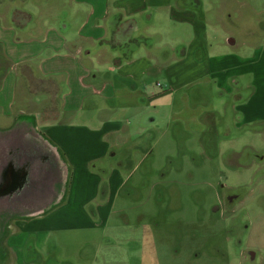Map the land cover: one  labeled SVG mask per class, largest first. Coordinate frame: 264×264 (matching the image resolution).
I'll list each match as a JSON object with an SVG mask.
<instances>
[{"label":"crops","instance_id":"1","mask_svg":"<svg viewBox=\"0 0 264 264\" xmlns=\"http://www.w3.org/2000/svg\"><path fill=\"white\" fill-rule=\"evenodd\" d=\"M61 4L40 8V22L30 30L41 31L38 44L29 38H0V114L13 116L0 123L5 247L14 219L19 231L37 236L35 244L72 222L89 234L84 244H93L115 194L135 167L123 170L131 153L124 144L147 134L154 138L153 129L162 122L197 129L212 125L208 116L201 117L212 106L203 104L199 84L213 82L216 89L231 92L236 97L231 107L242 123L264 122V39L257 56L234 52L236 40L225 26L235 23L228 9L221 17L219 0H212L206 11L201 0ZM21 12L25 21L30 11ZM7 13L9 22L0 31L30 29L31 24L15 21L9 9H0V17ZM209 25L212 32L206 34ZM206 36L214 45H205ZM247 74L249 88L241 98L236 79ZM82 250L75 252L81 261L76 264H147L141 261V247Z\"/></svg>","mask_w":264,"mask_h":264},{"label":"rangeland","instance_id":"2","mask_svg":"<svg viewBox=\"0 0 264 264\" xmlns=\"http://www.w3.org/2000/svg\"><path fill=\"white\" fill-rule=\"evenodd\" d=\"M219 1L221 17L228 9L229 20L235 23L225 26L236 40L232 50L257 56L264 39V0ZM201 2L206 11L212 0ZM48 5L62 4L61 0L53 4L51 0H0V9H9L15 21L31 24L24 33L16 26L13 34L0 31V38L8 36L14 42L29 38L38 44L41 31L30 30L37 19L40 22V8ZM24 8L30 11L25 21ZM9 18L8 13L0 17V25ZM206 27V34H211V26ZM205 40V45H214L208 36ZM41 50L47 52L42 46ZM236 80L237 92L244 98L250 74ZM213 84H199L203 104L212 106L201 117L208 116L212 125L197 129L162 122L153 129L154 138L147 134L124 144L131 153L123 170L135 167L115 194L93 244H84L89 234L77 222L51 231L47 241L35 244L37 236L19 231L14 219L8 226L13 235L3 264H76L81 261L75 252L98 245L141 247V261L147 264H264V122L242 123L239 111L231 107L236 97ZM17 96L11 99L15 104ZM12 117L0 114V123ZM82 208L88 212V206Z\"/></svg>","mask_w":264,"mask_h":264},{"label":"trees","instance_id":"3","mask_svg":"<svg viewBox=\"0 0 264 264\" xmlns=\"http://www.w3.org/2000/svg\"><path fill=\"white\" fill-rule=\"evenodd\" d=\"M1 228L3 229V231H2V233L0 235V264H3L5 262V260H6V258H7V255H8L7 249H6V247H5L4 243H3L5 237L8 234V229L6 228V225L1 227ZM1 228H0V230H1Z\"/></svg>","mask_w":264,"mask_h":264}]
</instances>
